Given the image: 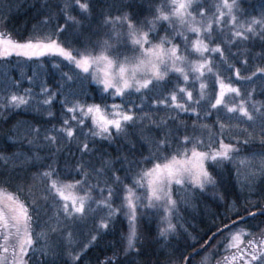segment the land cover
<instances>
[{
	"label": "snow or ice",
	"instance_id": "obj_1",
	"mask_svg": "<svg viewBox=\"0 0 264 264\" xmlns=\"http://www.w3.org/2000/svg\"><path fill=\"white\" fill-rule=\"evenodd\" d=\"M4 3L0 61L60 74L0 73V121L60 114L0 137V264H93L108 235L94 264H191L212 241L217 264H264V0H39L25 42Z\"/></svg>",
	"mask_w": 264,
	"mask_h": 264
},
{
	"label": "trees",
	"instance_id": "obj_2",
	"mask_svg": "<svg viewBox=\"0 0 264 264\" xmlns=\"http://www.w3.org/2000/svg\"><path fill=\"white\" fill-rule=\"evenodd\" d=\"M12 3H15V0H12ZM22 7L19 9L18 13H14V18L12 22L9 24V30L12 33V38L14 40H18L20 42H25L28 40L29 36L31 35V23L28 24L27 29H25L24 24L25 21H28L35 15L36 9L31 7L30 5L35 4L36 8H39V0H21ZM8 9V5L4 3V0H0V12H5ZM58 60L59 58H55ZM54 60L51 57H41L39 60L33 58L29 60L26 57H16L15 55L9 58L7 63L0 61V73L4 71L10 70L12 75L20 78L21 74H24L23 79V87H28L27 76H31L35 73L34 79L36 80V91H39V83L40 81L47 79L49 86H52L55 83V80L59 78L60 70H57L52 67ZM43 65V66H42ZM63 71H68L67 67L62 69ZM254 70V69H253ZM198 87V86H197ZM23 89H21L22 91ZM257 100H264V97L257 96ZM90 103L92 101H89ZM119 102V100H117ZM52 111L56 113L57 120H52L49 123L44 124L43 120L40 116H35V113L29 111L27 113H21L20 115L13 116L7 122L0 121V137L3 136V133L6 132L13 124L16 123L18 120H32L33 116H35L37 121H41L43 127L51 128L52 124H56L59 126V114H60V105L59 103H55L52 107ZM46 115V114H45ZM163 115V113H161ZM190 122V121H189ZM90 124V121H89ZM0 147H6L7 151H15L16 149L13 147H8L2 139H0ZM110 152L113 149H109ZM114 154V152H113ZM225 180H228V172H224ZM12 191V189H9ZM207 204L209 208L213 211H216L214 204L211 201L210 193L207 198H202L199 204V207L193 206L190 207L186 213H183L185 219L187 220L188 224L195 225V231L192 232V229L189 228V231L192 232L193 236H198L202 233V229L205 228L208 224L211 223L210 217L207 215L206 209L204 205ZM220 212H223V209H219ZM154 227V226H153ZM118 229H122L125 233L127 232V222H124L117 226ZM40 229L37 228L36 231ZM82 240H86L87 237H81ZM118 239V236L108 235L106 236L99 244V246L93 247L89 253L88 257L93 259V264L95 262V257L99 256L103 259L104 252L102 249L104 246L109 242ZM207 239V237H204ZM192 243V241H189ZM216 241L211 242V246H206L203 250L200 251V255H196L192 258L191 264H200L201 260H205V264H217V261L223 255V245H221V252L218 255L213 256L212 251ZM203 244V240H199L196 244V248H200V245ZM193 251L191 247L186 248L184 250V254L187 252ZM110 254V253H108ZM87 264V261L85 262ZM181 264H183V260L181 258Z\"/></svg>",
	"mask_w": 264,
	"mask_h": 264
},
{
	"label": "bare ground",
	"instance_id": "obj_3",
	"mask_svg": "<svg viewBox=\"0 0 264 264\" xmlns=\"http://www.w3.org/2000/svg\"><path fill=\"white\" fill-rule=\"evenodd\" d=\"M197 249H199V248H197ZM203 250V249H202ZM193 251H190V252H187L186 254H184V255H188L189 253H192Z\"/></svg>",
	"mask_w": 264,
	"mask_h": 264
}]
</instances>
